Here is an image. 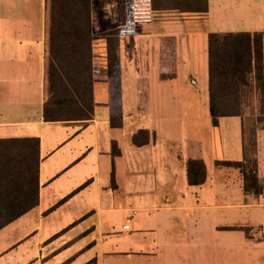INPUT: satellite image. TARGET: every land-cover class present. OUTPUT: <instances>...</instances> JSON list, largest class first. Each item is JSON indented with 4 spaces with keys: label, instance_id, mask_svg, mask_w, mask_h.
<instances>
[{
    "label": "crops",
    "instance_id": "crops-1",
    "mask_svg": "<svg viewBox=\"0 0 264 264\" xmlns=\"http://www.w3.org/2000/svg\"><path fill=\"white\" fill-rule=\"evenodd\" d=\"M88 1L91 33L119 28L117 59L106 71L93 37L92 116L46 120L45 0H0V138L38 139L37 202L0 228V264H264V183L245 192L225 163L251 119L264 179V0H95L112 13L96 21ZM211 31L260 32L262 52L261 106L215 123ZM187 158L201 182L186 181Z\"/></svg>",
    "mask_w": 264,
    "mask_h": 264
},
{
    "label": "trees",
    "instance_id": "trees-1",
    "mask_svg": "<svg viewBox=\"0 0 264 264\" xmlns=\"http://www.w3.org/2000/svg\"><path fill=\"white\" fill-rule=\"evenodd\" d=\"M45 15L49 85L42 104L43 119L89 118L92 116L90 42L97 35L105 39L106 71H109L117 59L119 28L91 33L88 0H45ZM261 55L260 32L207 33L208 109L213 123L219 115L248 111L244 108L249 106L247 96L253 89L261 100ZM146 136L145 129H137L131 141L141 144ZM253 144L251 126L243 133L242 158L225 163L238 167L243 190L256 195L264 179L255 171ZM184 167L188 183L202 181L204 165L200 158H187ZM37 170L36 136L0 138V228L37 202Z\"/></svg>",
    "mask_w": 264,
    "mask_h": 264
},
{
    "label": "rangeland",
    "instance_id": "rangeland-1",
    "mask_svg": "<svg viewBox=\"0 0 264 264\" xmlns=\"http://www.w3.org/2000/svg\"><path fill=\"white\" fill-rule=\"evenodd\" d=\"M92 4H93L92 13L95 16V21L97 20L99 15L101 17H107V16H109V14H110V16H112V13L107 12L104 9L105 4L103 2L98 4V3H96L95 0H92ZM252 86H253V84H252ZM247 97H248V101H249V106L245 107L244 109H246L248 111L249 110L252 111L253 109L258 110L259 106H261V103L259 102L257 92L253 89L252 93L249 94ZM255 121L256 120H254V122ZM252 122H253V120H251V119H248V118L245 119V130L247 129L249 131V128L252 126ZM248 136H249V132H248ZM17 250L20 251V248H18ZM10 252H12V251H10Z\"/></svg>",
    "mask_w": 264,
    "mask_h": 264
},
{
    "label": "built area",
    "instance_id": "built-area-1",
    "mask_svg": "<svg viewBox=\"0 0 264 264\" xmlns=\"http://www.w3.org/2000/svg\"><path fill=\"white\" fill-rule=\"evenodd\" d=\"M127 220H128V218H127ZM127 226H128V222H125V223L122 224L123 228H126Z\"/></svg>",
    "mask_w": 264,
    "mask_h": 264
}]
</instances>
